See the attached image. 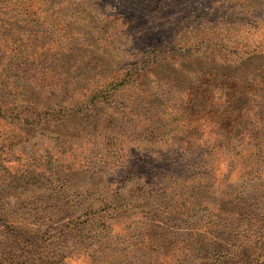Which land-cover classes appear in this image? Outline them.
Instances as JSON below:
<instances>
[{
	"label": "rangeland",
	"instance_id": "obj_1",
	"mask_svg": "<svg viewBox=\"0 0 264 264\" xmlns=\"http://www.w3.org/2000/svg\"><path fill=\"white\" fill-rule=\"evenodd\" d=\"M0 106V264L264 263V0H0Z\"/></svg>",
	"mask_w": 264,
	"mask_h": 264
},
{
	"label": "trees",
	"instance_id": "obj_2",
	"mask_svg": "<svg viewBox=\"0 0 264 264\" xmlns=\"http://www.w3.org/2000/svg\"><path fill=\"white\" fill-rule=\"evenodd\" d=\"M148 54H150V53H148ZM105 99H106V97H105ZM0 109L2 110L1 106H0ZM28 258L29 259L26 262L27 264H63L62 261L64 259V256L60 257V259L55 263L53 261H51V258H47V257L39 258V255L37 253L31 254V256H29ZM54 258L55 257H52V259H54ZM164 258H166L165 253L162 255V257L160 259H164ZM202 259H203V261H205L206 258H202ZM101 260H102V256L99 259V261L101 262ZM220 260H222V259H220ZM106 262H109L107 264H112L111 261H106ZM262 264H264V263H262Z\"/></svg>",
	"mask_w": 264,
	"mask_h": 264
}]
</instances>
